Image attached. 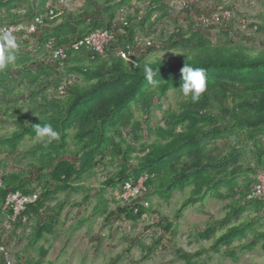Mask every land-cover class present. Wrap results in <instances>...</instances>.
I'll use <instances>...</instances> for the list:
<instances>
[{
	"label": "trees",
	"instance_id": "trees-1",
	"mask_svg": "<svg viewBox=\"0 0 264 264\" xmlns=\"http://www.w3.org/2000/svg\"><path fill=\"white\" fill-rule=\"evenodd\" d=\"M180 2L174 14L167 0H0V28L10 24L24 27L13 35L23 42V50L12 51L28 53L25 50H29V46L21 40L26 36L33 39L35 47L44 55L38 64L34 57L22 54L16 60L19 67L12 69L10 65L0 70V120L12 119L16 126L15 131L0 138V146L7 155L18 153V145L25 136L31 140L36 136L33 126L51 124L59 131V139L51 143L43 141L27 157L26 165L33 170L29 176L36 172L39 180L48 175L54 183L67 185L91 168L96 154L104 156L105 153L110 160L119 158L120 163L119 170L103 181L101 192L106 188L117 189L124 182L135 185L140 177H145L146 194L165 195L190 185L189 197L176 210V219L186 207L197 203L205 194L218 192L221 186L228 188L231 195L236 189L241 198L247 197L246 193L256 182L258 170L264 169L262 160L258 158L257 163L262 166L254 171L249 185L232 190V183L241 173L239 161L233 160L232 167L227 170L230 154L218 155L214 149H205V144L236 129L248 128L251 134H264V51L245 53L246 48L240 45L257 38L259 25L243 19L236 21L234 7L225 5L222 0H214L209 6H202V0ZM224 10L230 12L227 19L222 16ZM35 17L40 18L41 23L35 24L32 33H27V26ZM165 18L175 26L168 37L163 38L164 31L160 33L157 26ZM204 19H209V23ZM147 26L153 35L159 34L157 38L145 31ZM98 30L112 35L102 54L86 46L72 48L74 43ZM210 33L221 34L227 41L213 44ZM3 37H0V46L5 45ZM236 39L241 41L232 42ZM162 41L185 56L172 61L146 59ZM58 51H61L60 56L55 55ZM128 52L131 55L127 57ZM184 64L205 70L207 89L195 103L179 90ZM30 66L36 68L34 73ZM148 68L156 73L153 79L160 80L155 86L148 79ZM13 75L18 84L24 75L31 83H36V89H30L27 96L29 112L24 111L26 107L8 105L9 99L16 96L14 88L9 86ZM54 77L53 89L48 93L47 85ZM170 89H175L182 98L177 103V111L164 112V127L154 129L153 142L136 149L125 139L128 136L137 140L143 134V124L134 117V110L145 115V130H149L147 122L153 111V97L160 98ZM36 97L37 107H34L31 103ZM71 128L74 133L70 135L67 131ZM123 130H127L125 135ZM115 136L119 137L117 141ZM70 142L72 149L68 145ZM132 153L137 155L132 157ZM21 158L26 160V156ZM70 158L73 161H69ZM132 158L137 160L135 165L129 164ZM26 181L24 176L17 174L1 175L0 219L8 193H34ZM51 181L42 191L35 192V202L24 212L28 219L41 217L38 212L51 195ZM145 199L148 202V197ZM246 202H253L256 211L264 212V201L252 199ZM135 208L137 213L133 214L131 205L122 202L112 214L137 220L147 211L141 205ZM243 210L242 206L233 207L225 217L208 223L196 235L208 239L216 233V228H226L213 241L212 249L218 251L220 246L227 247L251 231L250 241L229 250V257L236 261L239 252L251 250L259 240L264 241V233L253 230L256 219L252 223L229 225L230 219ZM9 214L6 213L8 217ZM164 225V230L168 231L171 225L167 222ZM49 228L40 223L32 237L34 242ZM1 238L0 235V243L6 246ZM39 251L42 256L46 254L42 248ZM9 254L13 260L11 252ZM176 255L185 264H198L192 261L193 254L182 249H177ZM112 263L110 260L104 264Z\"/></svg>",
	"mask_w": 264,
	"mask_h": 264
},
{
	"label": "rangeland",
	"instance_id": "rangeland-1",
	"mask_svg": "<svg viewBox=\"0 0 264 264\" xmlns=\"http://www.w3.org/2000/svg\"><path fill=\"white\" fill-rule=\"evenodd\" d=\"M167 2L170 11L175 14L181 2L179 3V0H167ZM213 2L214 0H202L201 5L209 6ZM222 2L234 7L236 21L240 22L243 19L248 23L259 25L255 40L241 42L240 45L246 48L245 53L256 50L264 51V0H222ZM214 16L215 14L211 17ZM203 21L209 23V19ZM174 24L167 18L158 23L157 29H160V33L164 31L163 38L168 37L169 33L174 30ZM238 26H240L239 23ZM145 31H150L148 26L145 27ZM150 33L154 32L150 31ZM156 35L159 34H152V37L157 38ZM210 35L213 44L227 41L226 37L221 34L214 36L210 33ZM14 38L18 45L15 50H23V42L18 40V36ZM22 39L26 41L29 50H25L28 53H16L17 59H20V55L27 54L28 57H34L39 64L40 59L44 58L42 51L35 47L32 38L23 36ZM238 41L241 40L236 39L232 42ZM162 43L164 42L157 44L155 50L145 58L172 61L185 56L181 51L170 49L168 45L165 46ZM36 61L33 64H36ZM11 66L14 69L20 65L16 61ZM30 68L34 73L36 68L32 66ZM12 79L13 82L9 86L14 88V94L16 93L19 98L12 96L8 105L12 104L18 108L26 107L23 108L24 111L29 112L27 96L30 89H36V83H31L26 75L20 78L22 82L19 84L15 75ZM53 83H55V77L54 81L47 85L49 86L48 93H51ZM181 100L182 98L173 89L168 90L160 98L153 97V111L147 122L149 130H145V115L135 109L134 117L141 120L143 134L137 140L126 136L127 142L136 149L151 144L155 139L154 129L164 127L163 113L177 111V103ZM37 101L38 97L31 104L37 107ZM27 115L30 116L31 113ZM7 119H4L6 121L0 120V138L16 130L15 121ZM242 129H236L217 139L208 140L205 144V149H214L218 155L230 154V160L226 163L229 167L227 170L232 167L233 160L239 161L241 173L235 178V183H232V190L236 187L243 189L248 186L254 171L264 164V134H251L250 129ZM67 132L71 135L74 129L71 128ZM126 133L127 130H123V135ZM114 139L117 141L119 137L115 136ZM42 142L36 136L32 140L25 136L18 145V155L11 156L7 155L4 147L0 146V177L3 173L24 176L28 188L38 193L40 189L42 191L44 186L51 181L49 176H41V180L37 179L39 174L36 172L29 176L28 173L33 170L26 165L29 162L27 157L31 156L30 152ZM68 145L72 149V143ZM136 155V153L131 154L132 157ZM22 156H26V160H23ZM258 158L262 160L260 166L257 163ZM69 161L73 160L70 158ZM129 162L130 165H135L137 160L132 158ZM119 163V158L110 160L105 153L104 156L96 154L92 158L91 168L83 172L79 179L70 181L67 185L51 181L49 185L51 195L38 212L40 218L31 217L26 224L15 226V223H11L3 214L4 216L2 215L0 219V235L8 251L11 252L13 264H104L110 260H113L112 264H185L176 255L177 249L193 254L192 261L198 264H264L263 240H259L251 250L239 252L236 261L228 255L229 250L237 249L238 246L251 240V231L235 239L227 247L220 246L218 251L212 249L213 241L226 228H216V233L208 239H201L196 235L208 223L222 219L233 207L237 206L244 207V210L237 217H232L229 225L250 223L256 219L253 230L264 233V212L262 213L260 209L256 211L253 202H246L251 199L246 196L241 198L236 189L231 195L228 188L221 186L218 192L205 194L197 203L186 207L181 216L176 219L175 212L179 205L189 197L191 186H185L182 190H174L165 195L148 191L149 193L146 194L149 202L147 211L137 220L126 219L123 215L112 214L118 204H122L116 199L118 190L106 188L104 192L100 191L104 188L103 181L119 170ZM166 222L171 225L168 231L164 230ZM40 223H45L50 228L34 242L32 237ZM39 248L45 250L46 254L42 256Z\"/></svg>",
	"mask_w": 264,
	"mask_h": 264
},
{
	"label": "built area",
	"instance_id": "built-area-1",
	"mask_svg": "<svg viewBox=\"0 0 264 264\" xmlns=\"http://www.w3.org/2000/svg\"><path fill=\"white\" fill-rule=\"evenodd\" d=\"M51 13V12H50ZM222 16L224 18H228L230 16V12L228 10H224L222 12ZM41 19L35 17L33 23L27 26V33H32L35 30V24H40ZM24 27L22 25L10 24L7 26H3L0 28V37L5 36L6 34L17 35ZM112 35L107 33L106 31H95L90 33L83 39L77 41L72 45L73 49H77L79 46H86L91 48L95 53L102 54L104 47L107 43L110 42ZM61 51L55 53V55H61ZM119 55L125 58L124 53L119 51ZM127 57L131 55L128 52ZM145 177H140L135 185L130 184L129 182H125L124 186L121 188L123 193L121 197L123 198H135L144 190L143 182ZM249 199H256L264 201V169L258 170L256 174V182L247 196ZM35 199V195H23L20 192H12L8 194L4 200L3 209L10 211V219L11 221L19 220L21 223H25L26 218L22 216V212L25 210L26 206L29 203H32ZM0 261L2 264H13V261L10 257L9 251L6 246L0 243Z\"/></svg>",
	"mask_w": 264,
	"mask_h": 264
},
{
	"label": "clouds",
	"instance_id": "clouds-1",
	"mask_svg": "<svg viewBox=\"0 0 264 264\" xmlns=\"http://www.w3.org/2000/svg\"><path fill=\"white\" fill-rule=\"evenodd\" d=\"M3 39L6 42V44L0 46V70H4L8 66L14 65L16 63V60H17L16 53L14 51H12L18 47V45L15 41V38L11 34H6L3 37ZM146 71L148 73V79L152 83L153 86L160 83V80L153 79V77L156 75V73L152 69L148 68V69H146ZM181 75H182V84L179 87L181 94L185 97H189L193 103L198 102L201 95L207 89V78L205 75V70L201 67H193L191 65L184 64V66L181 68ZM33 127L35 129L36 137L38 139H40L41 141H46L48 143H51L52 141L58 140L60 137L59 131L55 130L51 126V124H45V125L41 126L39 123ZM124 183L122 186H120V187H118V189H116V190H118V192L116 193V199L121 201V202H126V203L130 204L133 214L137 213V208H135L136 205H141L145 209H148L149 208V202H147L145 199L147 196H146V192H145L146 190H145L144 183L142 184L144 190L141 192V194H139L135 198H131V197L123 198V197H121V195L123 193V190L121 188L124 186ZM12 192H16V191H12ZM12 192H10V193H12ZM17 192H19V191H17ZM10 193H8V194H10ZM23 195H26V194H23ZM31 195H35V199L32 202V203H34L36 198H37V194L34 192L28 196H31ZM32 203H29L26 206L25 210L21 214L22 216H25V218H26L25 223H21L19 220L11 221L10 214H9V217L6 215V213L7 212L10 213V211L3 209L4 201H3V204L1 207V212L6 215V217L8 218V220L11 223H17L18 222V223H20V225H24L28 221V218L26 217L24 212L26 211L27 207Z\"/></svg>",
	"mask_w": 264,
	"mask_h": 264
}]
</instances>
